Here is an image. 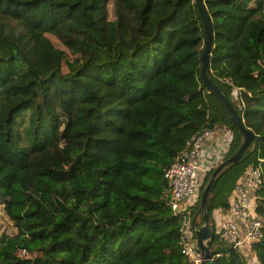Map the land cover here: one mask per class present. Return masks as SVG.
<instances>
[{
    "label": "trees",
    "instance_id": "16d2710c",
    "mask_svg": "<svg viewBox=\"0 0 264 264\" xmlns=\"http://www.w3.org/2000/svg\"><path fill=\"white\" fill-rule=\"evenodd\" d=\"M250 1L204 0L209 74L258 142L218 177L212 226L247 169L264 170V1ZM205 44L195 0H0V202L17 228L0 232V264H194L165 171L204 127L233 132L229 156L242 142L202 79ZM255 197L262 214L264 184ZM212 250L248 264L216 236ZM253 251L264 264V231Z\"/></svg>",
    "mask_w": 264,
    "mask_h": 264
},
{
    "label": "built area",
    "instance_id": "2783aa9c",
    "mask_svg": "<svg viewBox=\"0 0 264 264\" xmlns=\"http://www.w3.org/2000/svg\"><path fill=\"white\" fill-rule=\"evenodd\" d=\"M233 84L229 78H223ZM234 89V95L238 96ZM213 140L207 145L208 140ZM233 132L225 129L204 127L187 141L186 147L179 152L165 171L167 186L165 192L172 211L181 216L180 245L182 253L194 264H202L203 254L197 246L193 230V218L187 200L198 195L206 173L229 157ZM264 184L262 166H252L236 183L229 198L225 215L214 228L215 236L245 256L253 251L254 244L263 236L264 212L257 211L255 194ZM254 252V251H253ZM23 255L28 253L22 250Z\"/></svg>",
    "mask_w": 264,
    "mask_h": 264
},
{
    "label": "water",
    "instance_id": "95a60500",
    "mask_svg": "<svg viewBox=\"0 0 264 264\" xmlns=\"http://www.w3.org/2000/svg\"><path fill=\"white\" fill-rule=\"evenodd\" d=\"M196 6L200 13L203 22L204 31L206 35V44L202 53L201 75L206 88L222 103L227 111L233 125L242 135V142L238 149L229 156L226 160L218 164L207 183L205 184L201 197L200 207L197 214L202 211L203 224L198 226L196 224V216L193 219V230L197 239V246L203 254L202 264H214V252L212 250V243L215 239L214 228L209 221L208 202L211 191L222 172L239 161L247 151H254L257 148L258 142L252 130L245 126L243 118L239 115L237 109L234 107L231 100L228 98L225 91L220 88L211 78L209 74V60L210 52L213 44V26L212 19L206 8L204 0H195Z\"/></svg>",
    "mask_w": 264,
    "mask_h": 264
},
{
    "label": "rangeland",
    "instance_id": "374dc122",
    "mask_svg": "<svg viewBox=\"0 0 264 264\" xmlns=\"http://www.w3.org/2000/svg\"><path fill=\"white\" fill-rule=\"evenodd\" d=\"M260 1L263 2L264 0H253L252 3H251V1L249 3H251V5H253V6H258L260 4ZM110 9H111L110 16L113 17L112 2H111ZM53 40L56 41L55 38H53ZM197 196L198 195H195L193 197H190L187 200V206L190 205L191 202L194 199H197ZM224 215H225V209H217V210L214 211V213H213V218H214L213 219L214 220L213 227H216L217 226V223H219V221H221V219L224 217ZM200 219H201V217L199 216V218H198V221L199 222H200ZM0 232L1 233H8V234H16L17 233L16 226L14 225V223H12L10 221V219L8 218V216L6 215V213L4 212L3 205L1 204V202H0ZM251 264H254V262L252 260H251Z\"/></svg>",
    "mask_w": 264,
    "mask_h": 264
},
{
    "label": "crops",
    "instance_id": "0c3cea01",
    "mask_svg": "<svg viewBox=\"0 0 264 264\" xmlns=\"http://www.w3.org/2000/svg\"><path fill=\"white\" fill-rule=\"evenodd\" d=\"M213 142V140H208L206 143L207 145H210L211 143ZM195 201V200H194ZM244 258L247 259L248 261V264H251V260L254 262V264H258L257 262V257H256V254L252 251V252H248Z\"/></svg>",
    "mask_w": 264,
    "mask_h": 264
}]
</instances>
